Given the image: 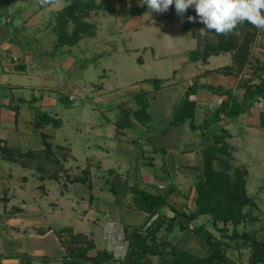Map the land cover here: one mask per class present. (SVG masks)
Instances as JSON below:
<instances>
[{"label": "rangeland", "instance_id": "374dc122", "mask_svg": "<svg viewBox=\"0 0 264 264\" xmlns=\"http://www.w3.org/2000/svg\"><path fill=\"white\" fill-rule=\"evenodd\" d=\"M33 1L35 3L32 2V4H36V2L38 5L43 4L41 0ZM96 1L100 5V9L91 13L85 20L96 23L97 34L94 37L82 39L77 46L72 48V53H76L81 58L76 55L70 57L73 63L69 69L58 70L57 73L51 75L56 77L59 72H63L62 76L64 75L66 80L72 81L76 75L79 80L80 74H83L84 80L81 81V84L92 81L86 85L88 100H86L83 107L79 97H76L72 103L59 104L58 116L62 121L64 120L65 125L59 131L50 130L53 132L51 135L52 141L62 145L54 156V160L56 159L59 165L48 163L42 167L44 173L39 172V175H42L45 181L51 182L53 177H56L57 182L48 183L40 190V181L37 180V175L33 173L34 169L26 170L19 166H13L14 177L11 180L12 184H10L13 188V199L11 198L12 200L8 201L12 206V210H10L12 217L4 212V209L6 211L5 204L0 201V215H2L1 219L3 218L0 221V237L2 235L1 229L4 230V227L7 228L10 224L11 228L9 226L8 231L16 238L9 244L4 243V249L0 250L2 252L0 254H3L0 256V264H25V257H30L32 264H61V258L65 256L66 250L65 246L58 244V238L53 234L44 236L42 235L44 232L39 231V229L28 231L31 230V226L39 222L37 226H49L56 230L72 227L75 233H81L87 239H93L95 249H103L106 248V240L103 236L104 231L101 224L107 220L115 219L122 221L124 226L128 224L136 226L147 219L140 211L133 210L134 206L126 208L119 206L114 215H112V210L109 208L115 202V196L109 190L112 183H114V174L118 175L117 179L120 183L127 182L128 185L131 184L132 180L137 178L136 175H133L135 166L138 165L137 161H130L127 164L126 157L118 153H114L115 159L111 153L106 159L104 153L92 146L93 144H102L100 140L95 139V136L100 132L99 127H102L105 131L108 130L107 128L113 129L114 127L113 111L105 110L104 106L102 107L101 104L96 102L105 98L106 92L114 91L112 90L114 84L120 86L117 92L112 94L113 98L121 97L122 101H126L130 108L134 109L133 98L140 92L151 89L147 79L156 78L163 83H168L157 93L155 100L149 106V112L152 116L150 126L152 128L147 130L148 133L145 132L142 137L146 141L153 142L157 147L161 146L162 150H167V155L164 156L166 161L171 152L178 164L197 166L201 163V160L198 159L199 156L181 153L185 148H191L193 140L180 141L181 132L174 131L175 127L169 128L171 114L183 98L180 91L182 86L178 84L177 75L181 76V83L188 84V81L194 80L200 74L202 68L198 67L199 64L207 65L209 63L208 68L230 65V54L222 53L217 56H209L206 64L202 63L201 60L192 62L189 59L190 52L202 50L209 43L213 44L216 41L214 32H208L206 35L200 34L199 29L204 26L199 24V19L196 17L193 8H189L191 13L186 11L183 16H178L174 6H170L165 13H156L148 9L147 5L142 4L141 0ZM68 2L69 0H58L53 10L62 8ZM47 7L45 6V9ZM40 10L42 9L31 7L27 11L31 14ZM188 16H193L195 19L189 22L187 20ZM164 35L173 38V40H166ZM249 47L252 61L264 60V29H257L256 37L250 42ZM103 51L110 52V55L100 58L94 65H89L87 70L90 71H82L79 68L78 63L83 62L82 59H89L93 54H99ZM252 61L251 63H253ZM190 63H197V65ZM186 64L190 67L187 68ZM98 73H100V77H96ZM8 75L11 76L14 84L18 83L25 86V83H33L30 76ZM246 75L249 76L248 72H246ZM105 78L109 79L107 85L105 84L106 88L98 89L99 83ZM143 79H146V83L142 82ZM21 92V94L13 92L14 97L18 95L19 98L25 99L29 96L27 87H24ZM71 92L69 88L63 90L64 96L68 95L67 93L71 94ZM97 105L102 108H96ZM105 117L109 119L105 120ZM199 125L200 128H203L205 123L201 121L197 125L198 129L196 130L201 133ZM215 128L216 126L209 125L204 130L207 131V135L204 138L201 137L200 142L210 143L209 134H214ZM262 135L257 133L252 136L251 140L249 139L247 148L250 149V152L243 154V156H246L245 158L239 156V154L235 156H239L238 159L236 158L237 162L246 163L249 174L246 192L252 198L254 204L250 208H245L246 212L249 211L251 218L240 223L235 229L238 232H253L260 242H264V132H262ZM189 136L193 137L192 134ZM17 141L19 146H22V144L28 145L29 143V139L26 137L17 138ZM163 145H167L168 148ZM157 158L159 164L160 156L158 155ZM140 160V163L147 161L142 160V158ZM163 162L166 163L164 159ZM18 164L21 166L20 163ZM128 170L129 174H127ZM168 170L171 177H173L174 169L168 168ZM194 170L193 168L190 172H194ZM145 171L156 173V170L149 171V169H145ZM127 176H129L128 181L126 180ZM74 178H78V181L71 182L70 179ZM80 179L84 181L82 182ZM26 184L30 189L27 191L25 188L23 193L21 185L26 186ZM68 184L73 185L69 192L65 189ZM136 186L144 190L147 188L146 185L140 182L139 178ZM120 187L122 186H116L119 191L118 196L121 195L120 192H123ZM185 192H187V189H183L182 193L185 194ZM129 193L126 192L124 202L128 200L126 196L130 197ZM9 194L10 192H7V195ZM131 201L133 203V199ZM8 202L6 205H8ZM22 202L26 203L27 210L22 207ZM28 211L30 212L29 215H23ZM51 212L52 214L57 213L52 215ZM199 224H204L216 237H221L210 224L208 217H199L192 222L190 227ZM225 227L229 233L233 229L230 222ZM25 228L27 232L23 231ZM91 231L94 234L93 236L90 233ZM164 241L176 244L198 256L207 254L204 241L190 230L180 231L177 227L172 231L162 229L156 235V242L162 243ZM229 243L227 256L237 264H248L251 255L250 248L243 245L242 242H239L238 245L234 242ZM127 247L125 242L119 252L116 251L119 259L126 255ZM94 250L90 251L89 254L94 255ZM142 259V264H170L157 256H148Z\"/></svg>", "mask_w": 264, "mask_h": 264}, {"label": "crops", "instance_id": "0c3cea01", "mask_svg": "<svg viewBox=\"0 0 264 264\" xmlns=\"http://www.w3.org/2000/svg\"><path fill=\"white\" fill-rule=\"evenodd\" d=\"M32 2L34 1L0 0V147H8L22 153L32 152L37 154L40 158L28 161V165L23 167L20 166L17 162H12L8 159L2 158L0 154V201L1 203L5 204L4 206L6 208V211L4 209V212L9 217L12 215V212L10 211L12 210V206L8 201L12 198L13 192V188H11L10 185L12 184L11 180L14 177L13 166H19L22 169L26 170L34 169L35 171H33V173L37 175L36 178L40 181V190L43 189L44 185L48 183H54L57 180L53 177V181L47 182L44 180L42 175H39V172L44 173L42 167L46 165V162L47 164L52 163V165H54L53 159L55 153L62 147V145H58V143L52 141L51 135L53 134V132L50 131H59L65 125L64 120L62 121L58 116L59 104L65 102L72 103L76 99V97H79L81 106L83 107V105L86 104V100H88L86 95V85L92 82L86 81L87 84H81V81L84 80L83 74H80V81L78 80L77 75L72 81L66 80L64 75L62 76L63 72H59L56 77L51 76L57 73L58 70L62 71L70 68V65L73 63L70 57L76 55V53H72V48L77 46L80 41L73 47H64L62 49V53H56L54 51V46L56 43V28L54 23L55 14L61 8L57 10H53V8L58 0H55V2L52 3H43L40 5H38L37 2L36 4H32ZM45 6H48L49 8L47 7L45 9ZM31 7H38V9L42 10L34 11L30 14L27 10ZM44 9L47 11H45ZM43 23L44 25H42ZM78 57L81 58V56ZM100 58L102 57L94 60L92 56L89 59H82L81 61L83 62H76L78 63L79 68L84 71L88 69L89 65H94L95 63H97ZM190 64L197 65V63ZM208 65L209 63L207 65L199 64L198 67H201L202 70L200 71V74L197 75V82H199L200 84L221 86L224 89L232 90L234 95L238 97L239 100H242L244 91L238 88V84L242 79V75L243 78L247 77L245 73L246 71L244 70L242 73L235 75H222L214 71L223 66L208 68ZM186 67L188 68L190 66L186 64ZM88 71L90 70H87V72ZM205 71L208 72L206 73ZM8 74H19L26 77L30 76L33 79V83L27 84L24 82L25 86H22L18 83L14 84L12 83L11 76ZM177 76L178 84L182 86V89L180 91L182 94H184L186 86L192 84L193 80L188 81V84L181 83V76ZM96 77H100V73H98ZM107 80L109 79L105 78L101 80L98 85V89L106 88L105 84L107 85ZM145 80L146 79H143L142 82L146 83ZM165 84L168 83L162 82V84L160 85L161 88L158 90V92L164 88ZM149 85L151 89L145 92L152 91V85L150 83ZM119 86L120 85L114 84V86H112V90L114 91L106 92L105 98L96 101L98 102V104H101L102 107L104 106L105 110L113 111L114 127L113 129L107 128L108 130L106 131L102 127H99L98 130L100 132L98 131L99 134L95 136V139L100 140L102 144H93L92 146L95 147V149H99L100 152L104 153V157L106 159L110 156V153L114 156L115 159L114 153H118L119 155L126 157L125 160L127 164L130 161H137L138 165L135 166V170L133 171V175L137 176L136 179L138 180L139 178L140 182L146 185V190L152 193L163 191L168 186H171L172 192L168 196L167 202L170 205L175 206L176 208L179 207L178 209H183L184 207L193 209V186H195L196 182L201 177L203 168V151L207 146H210L212 144L214 136L220 135L222 129H224L227 133L225 141L228 144L229 149L231 150L232 156L234 158V163L236 165H244L246 167V163L237 162L236 158L238 159L239 156L242 157L243 154L250 152V149L247 148V143H249L248 141L249 139H252L253 135H256L257 133H261L262 135V132H264V101L261 98L255 97L252 99L251 103H249L251 107L248 111L239 114L233 119L220 118L215 123L211 124L210 126H216V128L214 134H209L211 141L208 144L200 142V138H204V136L207 135V131H205L204 133H199L197 130H191L187 124L180 127H175V129H173L174 131H178L179 133L181 132L180 141L193 140L191 148H185L181 151V153L194 154L196 156H199L198 159L201 160V163L197 166H184L180 163L178 164L171 152H168L169 156L166 161L164 156L167 155V150H162L163 148L161 149V146L157 147L153 144V142L143 139L142 135L145 132L148 133L147 129L144 126L136 124L132 128L116 127L117 118L122 115L121 107L124 104H127L126 101H122L123 99H120L121 97L113 98L112 96L113 93L117 92ZM24 87L28 88L29 96L25 99L19 98L18 95H16L17 97H14L13 92L21 94V91ZM65 88L71 89V94L67 93L68 95L64 96L63 90ZM222 98L223 97L214 94L207 89H198L196 94L191 96V100H193L196 104L195 116L193 120L194 124L198 125L201 121L204 122L205 119L210 118L214 110L220 104ZM154 100L155 98L149 100V106ZM243 104H248V101H244ZM127 106L130 107V105L128 104ZM102 107L100 105H97L96 108L100 109ZM136 108L137 106L135 104L134 109ZM36 111L46 112L48 115L56 119H60L62 123L61 126L59 128H54L51 125H47L40 130L35 129L32 123ZM107 119L109 118L105 117V120ZM217 126H219L220 128ZM191 134L193 135V137L189 136ZM42 135L46 136V141L50 144L51 152L53 153V155L51 156L52 161H47L49 160V158L48 156H46V150L44 142L42 140ZM21 137H26L29 139L28 145L22 144V146H19L17 138L21 139ZM163 146L167 147V145ZM238 154L239 156L235 157ZM158 155L160 156L159 164L157 162ZM243 157L245 158L246 156ZM140 158L147 161L140 163ZM163 159L166 163L163 162ZM149 162L152 166H145V164ZM192 167L195 169L194 172H190V170L193 169ZM168 168L174 169L173 177H171ZM145 169H149V171L156 170V173H150L148 171H145ZM127 174H129V170ZM114 175L118 176L116 173ZM127 178H129V176L126 177V180L128 181ZM171 178L173 179L171 180ZM136 179L132 180L131 178L132 182L131 184L129 183L128 186L136 184ZM28 184H26V186L21 185V191L23 193L25 191V188L27 191H29L30 188H28ZM72 186L73 185L68 184V187L65 188L66 191H71L70 188H72ZM120 188L122 190H126L124 187ZM183 189H187V192H185V194L182 193ZM7 192H10V194L7 195ZM122 193L123 192H120V194ZM60 194L63 195L62 192H60ZM129 194L130 197L126 196L128 199L127 202H124V200H126L125 195L114 197V206L112 205L111 207H109L112 210V215L115 214V212L117 211V207L119 206L121 208L133 206V203L131 201L133 199V195L131 193ZM7 202L8 205H6ZM22 207L26 208L27 210V205L25 202H22ZM58 210L60 209L58 208ZM133 210H135V208ZM140 212L143 214V216H148L145 212ZM164 212L169 216L172 215V213L167 209H165ZM29 213L30 212L28 211L23 215H29ZM55 213L57 212H54L53 214L51 212L52 215H55ZM1 217L2 215H0V221L3 219H1ZM144 222L142 221L138 225H141ZM39 223L34 224L33 226H37L39 225ZM101 225L104 231L103 236L106 240V248L103 249L112 252L114 256L117 257L116 251L119 252V249L122 248L124 243H127L124 235L125 226L123 225L122 221H117L115 219L107 220ZM9 226L10 224L7 226V228L4 227V230L3 228L1 229L2 235L0 237V250L4 249L3 246L5 242L9 244L16 238L8 231ZM33 226L30 227L31 230H28L27 227L26 228L28 231L39 229V231L41 230L42 232H44V234H42L44 236L50 234L55 235L54 230L56 229H53L49 226ZM127 226L131 225L128 224ZM26 228L23 229L24 232H27ZM90 233L92 234V236L94 235L92 231ZM1 255L3 254H0V256Z\"/></svg>", "mask_w": 264, "mask_h": 264}, {"label": "trees", "instance_id": "16d2710c", "mask_svg": "<svg viewBox=\"0 0 264 264\" xmlns=\"http://www.w3.org/2000/svg\"><path fill=\"white\" fill-rule=\"evenodd\" d=\"M99 9L100 5L96 0H69L56 12L54 51L62 53L64 47H73L84 38L94 37L97 34V25L85 19ZM187 11L191 13L189 9ZM199 24L204 26L200 22ZM256 31L257 28L245 22L238 26L234 34L217 35L214 33L215 43H209L202 50L189 53V59L192 62L201 60L204 64L209 56L229 53L231 64L218 68L214 72L222 75L240 74L244 70L248 72L249 76L245 79L242 78L238 84V88L244 91L242 100H239L232 90L224 89L221 86L200 84L196 77L192 84L186 86L181 102L174 108L169 128L187 124L191 130L198 129V126L193 122L196 104L191 100V96L201 88L223 97L211 117L205 119L204 129L199 125L201 133H204L209 125L220 118L233 119L248 111L251 107L249 103L253 98L258 97L264 101V60L252 61L249 47L250 42L256 37ZM238 33L239 35H237ZM107 55H110V52L103 51L94 54L93 59L96 60ZM147 81L152 85V91L142 92L134 97L137 106L134 110L124 104L121 107L122 115L117 118L116 127L132 128L139 124L147 130L152 128L150 126L152 118L148 112L149 100L155 98L161 88L162 81L156 78ZM244 101H248V104L244 105ZM32 124L35 129L40 130L47 125L59 128L62 123L60 119H56L46 112L36 111ZM226 137L227 133L222 129L220 135L214 136L212 144L203 151L201 177L194 186L193 209L185 207L178 209L167 202V198L172 192L171 186L163 191L152 193L140 189L136 184L128 186L127 182L120 183L117 179L118 176H115L114 183L110 186V191L114 196L117 197L119 192L116 186L124 187L126 190L123 189L121 195L130 192L133 195L134 208L148 215L143 224L124 227L125 240L128 243L126 255L119 259L106 249H95L93 239H87L85 235L73 232L71 227H64L54 231L60 245L65 246L66 250L65 256L61 258V264H142V258L148 256H157L170 264H237L227 256L229 242H234L237 245L242 242L243 245L250 248L251 255L248 264H264V242H260L253 232H238L235 229L240 223L251 218L249 211L246 212L245 208H250L254 204L246 192L248 170L244 165H236L232 161L234 158L225 141ZM42 140L46 156L49 158L47 161H52L53 153L45 135H42ZM0 154L2 158L20 163L23 167L28 165V161L40 159L35 153H22L8 147H0ZM53 164L59 165V162L53 159ZM146 165L152 166L150 162ZM70 181L76 182L78 178L70 179ZM165 209L169 210L172 215L166 214ZM201 216L209 218L210 224L220 234V238L216 237L204 224L190 227L192 222ZM229 222L233 226L230 233L225 227ZM175 227L180 231L190 230L201 238L206 245L207 254L198 256L176 244L166 241L156 242V235L160 230L172 231ZM92 250L95 251L94 255L89 254ZM24 259L25 264H32L30 257Z\"/></svg>", "mask_w": 264, "mask_h": 264}, {"label": "clouds", "instance_id": "9594fccd", "mask_svg": "<svg viewBox=\"0 0 264 264\" xmlns=\"http://www.w3.org/2000/svg\"><path fill=\"white\" fill-rule=\"evenodd\" d=\"M55 0H41L47 4ZM148 9L156 13H165L174 5L178 16H183L193 8L199 22L204 25L199 29L201 35L214 32L217 35L234 34L239 25L245 22L257 29H264V0H141ZM195 18L188 16L192 22ZM166 40H173L164 35Z\"/></svg>", "mask_w": 264, "mask_h": 264}]
</instances>
